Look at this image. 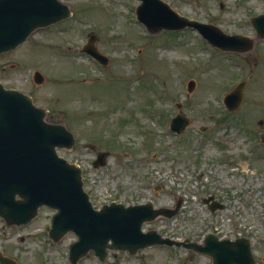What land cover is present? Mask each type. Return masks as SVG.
Here are the masks:
<instances>
[{"label": "rangeland", "instance_id": "1", "mask_svg": "<svg viewBox=\"0 0 264 264\" xmlns=\"http://www.w3.org/2000/svg\"><path fill=\"white\" fill-rule=\"evenodd\" d=\"M62 1L73 15L37 29L2 54V80L31 94L47 108L50 121L75 133L77 144L59 154L81 166L95 206L151 200L156 207H173L176 195H184L176 216L143 228L197 242L209 232L246 236L257 264H264V39L251 23L252 16L264 13V0H165L182 15L254 39L246 53L216 48L197 28L149 33L136 15L141 0ZM91 32L107 64L82 51ZM36 70L45 76L41 84L33 80ZM190 80L195 87L188 91ZM242 80H247L243 101L229 111L223 97ZM177 113L189 121L181 134L170 129ZM230 140L238 148L218 149L217 143ZM101 151L108 152L107 163L96 167ZM235 158L243 159L237 168ZM210 194L227 206L211 211L203 201ZM53 212L44 206L30 224L19 226H7L0 217V251L19 264L68 263L76 235L53 241L48 234ZM138 263L212 264V258L154 245L135 254L110 249L105 261L91 252L79 261Z\"/></svg>", "mask_w": 264, "mask_h": 264}, {"label": "water", "instance_id": "2", "mask_svg": "<svg viewBox=\"0 0 264 264\" xmlns=\"http://www.w3.org/2000/svg\"><path fill=\"white\" fill-rule=\"evenodd\" d=\"M137 14L152 33L194 27L223 50L244 53L255 45L254 39L247 35L228 34L218 25L180 14L165 0H142ZM70 15V7L61 0H0V54L19 46L36 29ZM251 22L257 36L264 39V13L253 16ZM97 39L91 33L84 50L107 63L94 44ZM41 78L37 74V79ZM194 86L195 82L190 81L189 89ZM244 87L245 82H241L226 95L230 110L240 105ZM188 124L182 114L172 119V128L177 132ZM75 144L76 137L65 124L50 122L44 107L36 106L30 96L17 89L5 88L0 79V216L7 224H27L38 215L39 207L53 208L51 238L59 241L69 232L77 236L69 245L67 264H79L91 251L104 261L109 249L135 254L155 244L184 246L208 254L212 264L257 263L247 237L220 239L209 233L204 243H198L163 237L156 229L143 231L145 222L176 215L182 199L174 208L155 207L152 201L128 206L113 201L100 209L94 208L84 189L82 168L58 153V148L71 149ZM107 155L106 151L98 153L94 165H105ZM210 207L215 210L224 205L217 203ZM0 263L16 264L1 253Z\"/></svg>", "mask_w": 264, "mask_h": 264}, {"label": "flooded vegetation", "instance_id": "3", "mask_svg": "<svg viewBox=\"0 0 264 264\" xmlns=\"http://www.w3.org/2000/svg\"><path fill=\"white\" fill-rule=\"evenodd\" d=\"M261 136H264V132L261 134ZM222 144V145H221ZM227 145V148L228 149H230V150H233V149H235L236 148V146H237V148H238V145L236 144V143H234L232 140H230V141H226L225 143H217V147H218V149L220 150V151H222V150H224L226 147L224 146V145ZM226 148V149H227ZM235 160V162H234V167L235 168H237L238 167V165L240 166V164L242 165V163H243V159H242V161H238V158H235L234 159ZM212 164H214V163H212ZM234 173H238V171L237 170H235V171H233ZM210 196H215V199H212V200H210V202H208L207 203V207L209 208V205H216L217 203L215 202V200H216V198H217V200H221L220 198H218L215 194H210ZM204 201H205V198H204ZM221 202H223L222 200H221ZM227 206V203H225V207Z\"/></svg>", "mask_w": 264, "mask_h": 264}]
</instances>
